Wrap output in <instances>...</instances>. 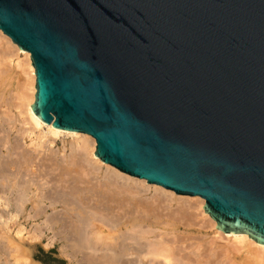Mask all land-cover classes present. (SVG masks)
Masks as SVG:
<instances>
[{"label": "water", "instance_id": "water-1", "mask_svg": "<svg viewBox=\"0 0 264 264\" xmlns=\"http://www.w3.org/2000/svg\"><path fill=\"white\" fill-rule=\"evenodd\" d=\"M0 28L39 119L264 246V0H0Z\"/></svg>", "mask_w": 264, "mask_h": 264}, {"label": "bare ground", "instance_id": "bare-ground-1", "mask_svg": "<svg viewBox=\"0 0 264 264\" xmlns=\"http://www.w3.org/2000/svg\"><path fill=\"white\" fill-rule=\"evenodd\" d=\"M17 75H22L20 80ZM35 95L32 54L3 35L0 28V264H34L23 244L34 247L33 243L43 242L47 231L62 242L61 253L69 258V264H157V258L164 264H178L171 245L155 242L150 247L144 242V233L162 223L171 227L173 236L177 231L176 219L161 218L154 199L181 204L177 211L180 221L201 217L202 223L215 228L229 243L224 260L217 262L215 254L211 262L197 254V264H264V246L252 244L248 235L219 230L204 209V198L174 195L172 190L154 187L147 180L101 163L93 136L57 132L52 123L39 119L32 109ZM49 134L72 136L70 155L62 158L63 151L51 148L49 144L55 140L49 139ZM91 173L98 175L96 182L92 177L83 178ZM64 184H68L66 188ZM152 188L154 195L145 198L142 192Z\"/></svg>", "mask_w": 264, "mask_h": 264}, {"label": "rangeland", "instance_id": "rangeland-1", "mask_svg": "<svg viewBox=\"0 0 264 264\" xmlns=\"http://www.w3.org/2000/svg\"><path fill=\"white\" fill-rule=\"evenodd\" d=\"M19 72H17L18 74ZM22 76V75H21ZM21 76L19 75V78H18V75H17V79L16 80H20ZM14 80L13 81V88L14 90H16L15 88L16 87V83L17 81ZM14 93V92H13ZM20 123V122H18ZM20 126H23L21 125V123L19 124ZM50 136L49 139H54L55 142L53 144H49L50 147L52 148L53 146V149H57V151H63L62 153H60V156H64L62 158H65V156L67 154L70 155V152H71V143L73 141V138L72 136L70 135H67V134H62L60 135L59 137L57 136L54 137L53 135H48ZM48 139V137L46 138V140ZM63 141V142H62ZM64 141H66L64 143ZM69 142V143H68ZM71 142V143H70ZM62 144V145H61ZM60 145V147H59ZM56 146V147H55ZM58 146V147H57ZM64 146V147H63ZM66 146H68V150L66 148ZM50 148V149H51ZM62 148V149H61ZM66 150V151H65ZM79 151V150H77ZM68 152V153H67ZM90 159H94L93 156H91ZM103 169H106L104 166H102ZM90 174V173H89ZM88 174V175H89ZM96 174H93L91 173V175L89 176H84L83 175V178H85V180H88V178L90 179L91 177L94 178L93 181L96 182V178L98 177V175L96 177ZM136 178V177H135ZM91 180V179H90ZM66 185V186H65ZM68 184H64L65 188L67 187ZM83 185H85L83 183ZM82 186V185H81ZM151 192H150V191ZM153 191H154V188L152 189H146V192H142V193H146L144 195V197L146 198H149L151 196H153ZM148 192V193H147ZM151 193V194H150ZM151 195V196H150ZM158 200V201H157ZM163 200H159V199H154V202H152L155 207L157 209H155L158 213H160L159 215L162 216L161 218H174L176 219L178 225L176 226V232H174V236H173V233L171 234V227H168V225H166L165 223H162V225L158 226V228L155 227L153 228L152 231H150V233H144V242L147 243V241L149 242L150 244V247H153L154 244L153 243H159V242H165L166 244L168 245H171V247H173L175 253L177 254V263L178 264H181L183 262V264L185 263H188V264H197V260L200 258V257H197V254H199L200 256H204L202 259L203 260H206V259H209L211 258V262H212V259L215 258V256L213 257L212 255H217L218 257V260L217 262H220L221 260H224V250L226 248V246L229 244L224 238H222V236H220L219 234H217L215 231V228L213 227H210L208 226L207 224H204L202 223L201 221V217H196L195 215V218L192 219V221L190 220H185V219H182V221H180V216H178L179 214H177V211L180 210V206L181 204L178 205V203H175V201H172L174 203H171V202H168L166 200H164V202H162ZM159 202V203H158ZM166 202V203H165ZM206 202V201H205ZM165 203V204H164ZM171 203V204H170ZM158 205V206H157ZM171 205L173 208H171ZM143 206V205H142ZM165 206V207H163ZM175 207V208H174ZM179 208V209H178ZM167 211H166V210ZM174 210V212L171 211ZM169 211V212H168ZM176 212V213H175ZM181 215V214H180ZM165 216V217H164ZM178 216V217H177ZM178 219V220H177ZM182 223H180V222ZM35 222H38V221H35ZM40 222V221H39ZM38 222V223H39ZM33 223V222H32ZM31 223V224H32ZM184 223V224H183ZM189 223V224H188ZM192 223V224H191ZM30 224V225H31ZM165 224V225H163ZM183 224V225H182ZM204 224V225H203ZM29 225V226H30ZM182 225V226H181ZM28 226V229H32V226L29 227ZM161 227V228H160ZM163 229V230H161ZM166 229V230H165ZM170 229V231H169ZM183 230V231H182ZM155 231V232H154ZM159 231V232H158ZM153 232V233H152ZM157 232V233H156ZM163 232V233H162ZM166 232V233H164ZM167 232H168V235H167ZM53 233L52 231H47L46 233V236L44 237V240L43 242L41 241H37V243H33L34 244V247L32 244L30 243H24L23 244V248L27 250L30 258H29V261H32L34 264H69V258H67L65 255H63V246L61 247V241L57 240L56 236L54 238H51L52 236H54V233L53 235L51 234ZM162 233V234H161ZM171 235H170V234ZM180 233V234H179ZM151 234V235H150ZM155 234V235H154ZM164 234V235H163ZM49 235V237H48ZM160 237H159V236ZM162 235V236H161ZM146 236V237H145ZM153 236V237H152ZM155 236H158L155 238ZM177 236V237H176ZM47 237V238H46ZM46 238V239H45ZM153 238V239H151ZM162 238L164 240H162ZM51 239L53 241H51ZM155 239V240H154ZM158 239V240H157ZM213 239V240H212ZM147 240V241H146ZM154 240V241H153ZM161 240V241H159ZM170 240V241H169ZM172 240V241H171ZM210 240V241H209ZM225 240V241H224ZM209 241V242H208ZM171 242V243H169ZM173 242V243H172ZM51 243V244H50ZM219 243V244H218ZM228 243V244H227ZM27 244V245H26ZM225 244V245H224ZM63 245V244H62ZM191 245V246H190ZM197 245V246H196ZM224 245V246H223ZM157 246V245H156ZM160 246V245H158ZM177 246V247H176ZM179 246V247H178ZM217 246V247H216ZM177 249H176V248ZM191 248V249H190ZM223 248V249H222ZM182 249V250H181ZM193 250V251H192ZM208 250V251H207ZM200 251V252H199ZM25 252V251H23ZM192 252V253H191ZM212 252V253H211ZM32 253V254H31ZM206 254V255H205ZM211 254V255H209ZM219 254V255H218ZM21 256H23V254L21 253L20 254ZM222 255V256H221ZM33 256V257H32ZM184 256V257H182ZM187 256V257H186ZM206 256V257H205ZM211 256V257H210ZM241 256V254L239 255ZM181 257V258H180ZM150 259H153L152 257H150ZM181 259V260H180ZM185 259V260H184ZM194 262H193V260ZM189 260V261H188ZM153 261V260H152ZM157 262V264H164L163 262V259L162 258H157L155 259V262ZM226 261V260H225ZM203 263V262H202ZM227 263V261H226Z\"/></svg>", "mask_w": 264, "mask_h": 264}]
</instances>
